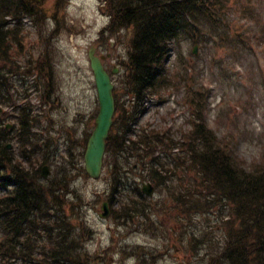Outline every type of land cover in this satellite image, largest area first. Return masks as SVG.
Masks as SVG:
<instances>
[{
	"label": "rangeland",
	"instance_id": "374dc122",
	"mask_svg": "<svg viewBox=\"0 0 264 264\" xmlns=\"http://www.w3.org/2000/svg\"><path fill=\"white\" fill-rule=\"evenodd\" d=\"M37 2L40 15L21 20L17 29L18 42L12 36L16 32L15 24L6 26L11 31L8 46L9 60L12 61H2L0 69L4 70L6 76L3 80L6 82L12 74V79L7 82L11 86L10 93L22 97L27 88V98L15 99L17 104L30 102L40 110L36 113L41 114L38 132L57 147L54 162L43 164H48L47 175L50 177L55 174L63 176L61 168H65V150L74 149V144L78 146L77 141H83L85 133L92 129L93 117L98 110L87 51L93 45L98 55L109 54L105 64L107 71L110 72L114 65L117 69L116 73L110 74L116 92L115 108L117 105L119 109L123 102L126 106L127 97L123 92L131 28L117 30L114 36L112 32L103 34L112 23L111 12L106 11V0H64L61 5L59 0L57 3L55 0ZM59 6L60 10L56 11ZM258 8L260 16L254 20L246 17L250 10ZM219 14L216 23L205 20L198 30L191 27V31H184L176 37L164 63L166 80L161 87L162 95H153L146 103L138 124L139 128L155 127L159 132L168 130L180 140L196 121L202 120L215 133L220 144L226 145L235 164L247 169L264 158V0H226ZM194 24H197L196 20ZM35 58L46 66L45 75H51L48 88L52 94H46L48 102L44 106L38 102L43 94L42 88H28L27 81L34 74L30 68ZM1 109L4 113L1 121L10 124L11 133L12 127H16L12 116L14 105H4ZM146 133L151 138L155 136L151 130H146ZM14 135L3 141L10 145L12 151L17 146L15 139L11 138ZM151 147L157 152V161L165 168L172 166L169 157L161 156V148L157 144L152 146L151 143ZM79 151L80 148L73 153ZM177 156L172 161L177 162L176 172L182 179H175L159 188L146 179L140 166L135 170L122 168L120 174L113 171L109 175L112 157L104 161V169L98 179L90 178L85 171H80V167L72 173L73 198L70 200L64 194L65 199L71 202L72 210L67 206L63 213H70L81 221L78 225L83 234L84 249L92 257L91 264H202L208 245L221 243L223 230L214 215L204 213L199 218H192L191 226L179 216L176 218L179 210L171 200L179 194L182 185L193 190L189 182L190 179L196 181V172L189 162L184 161L185 155L182 159H179V154ZM180 165L185 168H180ZM117 175L127 186L112 194L110 179ZM148 181L155 186V194L148 202L167 206L158 210L146 208L147 215L142 218H125L126 210L129 214L134 211L131 201L138 199L137 187ZM58 183L56 180L53 185ZM1 190L0 196L6 189ZM110 198L111 202L108 201ZM104 202L110 209L106 219L98 215ZM213 209L217 215L226 212L220 203ZM30 229L33 226L28 224L21 235L0 232V264H31L24 261L37 254V239L42 235L26 232ZM197 230L207 232L210 240L190 249L187 236L181 237V233ZM28 234L29 241L26 239ZM22 240L26 246L20 249L15 243ZM52 245L47 242L40 248L50 251ZM24 252L25 258L17 262V255ZM7 254L15 257L9 258Z\"/></svg>",
	"mask_w": 264,
	"mask_h": 264
},
{
	"label": "trees",
	"instance_id": "16d2710c",
	"mask_svg": "<svg viewBox=\"0 0 264 264\" xmlns=\"http://www.w3.org/2000/svg\"><path fill=\"white\" fill-rule=\"evenodd\" d=\"M34 1L0 0V64L2 61H12L9 60L11 55L8 46L11 31L7 30V24L16 22V32L12 35L16 40L18 23L22 16H38L33 8ZM215 4L218 5L215 0H106L105 6L112 14L111 32L131 27L132 36L123 92L127 97V105L123 102L119 109L116 105L114 124L107 139L105 160L109 161L112 157L109 175L113 171L120 174L122 168L135 170L140 166L139 169L146 174V179L159 188L166 185L167 177L175 174L169 172L173 168H165L163 163L156 160L157 154L151 143L154 146L166 141L172 148H178V152L173 153L170 150L171 156L174 159L178 158L179 154V159H182L181 154H184V161L189 162L196 172V181L190 179L189 186L193 190L190 191L188 187L185 189L182 185L179 194L171 200L179 210L176 218L179 216V219L187 221L191 226L192 218H199L204 213L214 215L223 230L221 243L216 246L208 245L202 264H264V163L258 169L249 171L236 166L228 150L215 144L211 131L202 124H197L193 128L194 133L186 136L180 143L173 142L166 131L160 133L153 130L155 136L151 138L143 127L136 129L144 103L150 94L160 87L162 63L170 40L190 22L195 12L210 16L214 12ZM7 16L12 20H7ZM35 59L31 69L43 73L46 66ZM44 78L46 80H41L40 83L43 90L41 105L48 102L46 94H52L48 88V77ZM2 79L0 69V106L14 105L17 122L14 138L17 148L15 153L3 142L9 138L10 132L3 126L1 120L4 113L0 110V177H6L4 180H7L10 175L13 178V187L0 199V230L21 235L26 225L30 224L33 229L26 232L42 235L37 239V254L24 262L91 264L92 257L84 249L83 234L78 225L81 221L70 213H63L65 207L71 209V202L66 200L73 198L71 175L79 167L80 171H83L79 164L89 132L85 133L83 141H77L78 146L74 144V149L65 150V168H61L64 175L55 174L43 181L40 177V167L46 161L52 162L57 147L53 146V141L45 138L42 132H38L41 126L40 115L36 113L40 110L35 111L30 102L17 104L15 99L27 98V89L22 93V97H16L9 92L11 86ZM31 86L35 87L36 83ZM115 93L114 91V97ZM68 139L73 142L69 135ZM78 148L80 151L74 154L73 151ZM179 167L185 168L183 165ZM178 177L174 176L172 180ZM178 179L181 180L182 177ZM56 180L59 183L53 185ZM110 180L113 186L112 194L127 186L120 181L118 175ZM136 197L137 201H131L133 213L129 214V210H126L125 218H142L147 215L146 208L158 210L167 206L150 204L149 197L141 192L140 187L136 189ZM219 203L226 209L221 215H217L213 209ZM56 217V220L50 222ZM51 227L53 230H48ZM30 234L26 237L27 241ZM183 236H187L190 249L193 245L205 244L210 240L208 233L203 230L188 233L184 231L181 233V237ZM47 242L53 244L50 251L40 248ZM15 244L20 249L26 246L24 240ZM197 252L196 250L195 253ZM25 256L26 252L18 254L17 262ZM7 257L15 256L7 254Z\"/></svg>",
	"mask_w": 264,
	"mask_h": 264
},
{
	"label": "water",
	"instance_id": "95a60500",
	"mask_svg": "<svg viewBox=\"0 0 264 264\" xmlns=\"http://www.w3.org/2000/svg\"><path fill=\"white\" fill-rule=\"evenodd\" d=\"M90 68L93 72L94 82L98 100V112L94 119V127L87 139L84 152V168L88 175L92 178H98L102 171L103 155L105 152L106 139L110 126L112 124V116L114 113V98L112 94L113 85L110 81L109 74L103 68L100 58L94 55V49L88 52ZM114 69L113 72H115ZM48 167L42 168V176L46 177ZM142 190L150 195L153 188L149 184H144ZM102 217L109 214L106 204L102 206Z\"/></svg>",
	"mask_w": 264,
	"mask_h": 264
}]
</instances>
